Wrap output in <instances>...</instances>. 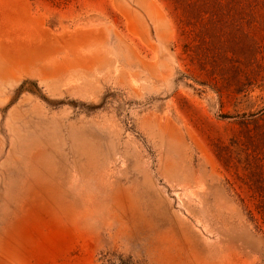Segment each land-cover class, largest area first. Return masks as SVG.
<instances>
[{
  "label": "rangeland",
  "instance_id": "374dc122",
  "mask_svg": "<svg viewBox=\"0 0 264 264\" xmlns=\"http://www.w3.org/2000/svg\"><path fill=\"white\" fill-rule=\"evenodd\" d=\"M262 197L264 0H0V264H264Z\"/></svg>",
  "mask_w": 264,
  "mask_h": 264
},
{
  "label": "trees",
  "instance_id": "16d2710c",
  "mask_svg": "<svg viewBox=\"0 0 264 264\" xmlns=\"http://www.w3.org/2000/svg\"><path fill=\"white\" fill-rule=\"evenodd\" d=\"M253 170L248 171V177L251 178ZM251 202V201H250ZM252 208L249 209L251 218L257 222V226L264 232V197L257 198L252 202Z\"/></svg>",
  "mask_w": 264,
  "mask_h": 264
}]
</instances>
